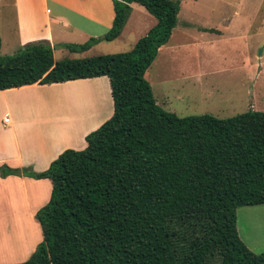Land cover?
<instances>
[{
	"label": "trees",
	"instance_id": "1",
	"mask_svg": "<svg viewBox=\"0 0 264 264\" xmlns=\"http://www.w3.org/2000/svg\"><path fill=\"white\" fill-rule=\"evenodd\" d=\"M112 27L84 43L83 53L122 37L132 3L158 22L130 49L57 60L41 40L1 55L0 90L108 76L114 112L63 151L47 170L0 167L52 183L36 218L43 239L13 264H264L248 247L238 209L264 204V111L221 118L180 116L162 107L146 73L174 32L182 0H113ZM204 31L214 30L203 28Z\"/></svg>",
	"mask_w": 264,
	"mask_h": 264
},
{
	"label": "rangeland",
	"instance_id": "2",
	"mask_svg": "<svg viewBox=\"0 0 264 264\" xmlns=\"http://www.w3.org/2000/svg\"><path fill=\"white\" fill-rule=\"evenodd\" d=\"M15 16L14 0H0V34L4 37L1 55H12L29 43L18 46ZM157 22L144 6L132 3L125 41H103L86 53L72 52L62 47L64 43H57L55 57L59 60L128 50ZM158 55L146 77L166 110L180 116L209 113L221 118L250 109L264 111V0H182L179 22L169 44ZM47 182L49 194L52 183L49 179ZM16 192L9 187L7 194L5 189L8 198L0 193V263L28 255L13 256L23 250V238L8 234L3 239L6 228L17 227L30 235L33 249L42 241V233L30 218V208L20 217L12 216L25 206L21 192L15 197ZM42 193L45 196L44 189Z\"/></svg>",
	"mask_w": 264,
	"mask_h": 264
},
{
	"label": "crops",
	"instance_id": "3",
	"mask_svg": "<svg viewBox=\"0 0 264 264\" xmlns=\"http://www.w3.org/2000/svg\"><path fill=\"white\" fill-rule=\"evenodd\" d=\"M14 9L19 47L35 40H48L55 46L57 43L71 41L86 42L93 36H101L100 32H107L115 17L113 0H14ZM124 31L125 28L121 39L114 41H125ZM0 37L2 49L4 37L1 34ZM113 112L111 84L106 75L0 90V167L7 165L35 172L47 170L66 149L86 148V136L98 129ZM6 119L9 120L7 123ZM22 171L7 176H2L0 172V193L8 198L9 187L17 189L15 197L21 192L25 206L13 212L12 216L20 217L30 208V218L42 233L36 214L51 196L45 189L49 185L48 178H33L23 175ZM34 202H37L35 206ZM237 218L243 241L253 251H263L264 204L240 207ZM16 228H6L1 237L7 239L9 234L11 238H23L20 241L23 250L13 256L26 252L28 255L21 260L14 259L11 263L4 261L0 264L24 262L36 250V245L35 249L31 248L33 238ZM40 236L39 241L43 239V234Z\"/></svg>",
	"mask_w": 264,
	"mask_h": 264
},
{
	"label": "built area",
	"instance_id": "4",
	"mask_svg": "<svg viewBox=\"0 0 264 264\" xmlns=\"http://www.w3.org/2000/svg\"><path fill=\"white\" fill-rule=\"evenodd\" d=\"M8 121H9L8 119L5 120L6 123H7Z\"/></svg>",
	"mask_w": 264,
	"mask_h": 264
}]
</instances>
